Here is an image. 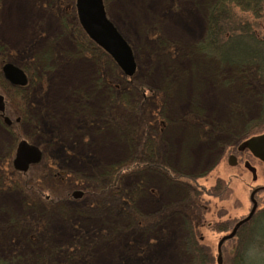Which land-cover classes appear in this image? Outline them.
<instances>
[{
  "label": "rangeland",
  "instance_id": "rangeland-1",
  "mask_svg": "<svg viewBox=\"0 0 264 264\" xmlns=\"http://www.w3.org/2000/svg\"><path fill=\"white\" fill-rule=\"evenodd\" d=\"M103 3L132 49L131 77L104 53L76 54V0H1L0 47L8 63L32 76L21 131L65 177L57 192L47 185L45 195L41 185L30 192L0 188V264H192L182 211L193 202L204 218L200 245L217 264L223 233L213 227L251 208L254 183L245 160L264 185V165L231 146L262 119L263 103L201 48L216 0ZM234 10L264 37V17L254 22ZM3 88L8 101L17 98ZM3 127L0 163L16 145ZM263 132L255 127L252 134ZM139 142L153 144L161 170L132 164ZM231 153L235 167L228 164ZM219 180L230 186V197L206 194ZM71 189L83 194L72 198ZM29 195L44 197L45 206L27 207ZM226 249L225 264H235L229 244ZM242 255L243 264H264V248L250 245Z\"/></svg>",
  "mask_w": 264,
  "mask_h": 264
},
{
  "label": "trees",
  "instance_id": "trees-1",
  "mask_svg": "<svg viewBox=\"0 0 264 264\" xmlns=\"http://www.w3.org/2000/svg\"><path fill=\"white\" fill-rule=\"evenodd\" d=\"M235 8L239 9L242 13L251 14L254 22L264 17V0H216V4L210 7L208 11V30L201 48L203 46L202 50L213 55V57L209 56L215 59L213 61L217 65L231 68L235 79L245 85L254 97L260 103H263L260 105V108L263 110L262 119L248 127L246 133H241L245 138H248L255 135V133L252 134L255 127H264V37H261L256 32L257 30L259 31L260 26L257 23L252 24L249 20H245L242 16L237 15L234 10ZM77 28L81 32L78 43L81 47L85 45L86 48L91 47L90 50H95V52L102 51L96 44L90 41V38L79 24L75 26V32L78 34ZM15 95L19 96V93L16 92ZM140 145L139 149L135 148L136 155L133 157L132 164L138 163L140 167L143 165L149 169L161 170L162 164L156 161L158 157L155 154L153 144L150 145L149 142H143ZM33 170L32 172L36 173L33 178L37 179L41 174H45L47 169L43 165ZM119 172L120 170H118V175ZM116 179L118 180L119 177H114L115 181H117ZM22 181L24 182V180ZM116 185L114 184V187ZM222 190L225 191L226 186L218 181L210 192H205L207 195L215 198L228 196V193H224ZM198 201L200 200L197 199L196 202ZM190 209L194 211L192 217L198 218L202 210L200 205L197 204L196 206V203L193 202ZM200 220L201 218H198V222ZM194 227L197 228L195 225ZM215 227L217 226L215 225ZM195 228H189V236L184 241V244H186L185 249L189 257L192 258L191 263L212 264L211 255L209 254L210 249L200 245L198 239L199 231ZM234 262L235 264H243V258L241 256L236 257Z\"/></svg>",
  "mask_w": 264,
  "mask_h": 264
},
{
  "label": "flooded vegetation",
  "instance_id": "flooded-vegetation-1",
  "mask_svg": "<svg viewBox=\"0 0 264 264\" xmlns=\"http://www.w3.org/2000/svg\"><path fill=\"white\" fill-rule=\"evenodd\" d=\"M2 9H3V7L1 5V0H0V12ZM73 13H74V16L76 18V21H75L76 25L77 24L80 25L78 15H77V11H76V5L73 8ZM75 39H76V36H75ZM90 41L93 42L91 39H90ZM78 43H79V41L75 42L77 55H80V56L83 54L90 55V56L95 55V50H90L91 47L86 48L85 45H82V47H81L80 44H78ZM98 48H100V47L98 46ZM100 49L102 50V51H100V53H102V54L104 53L108 58H111L102 48H100ZM6 53H7L6 49L3 47H0V123L2 125H4L3 128L5 129L6 132H8V133L13 132L12 134L14 135V138L16 139V141H15L16 145H15V148L12 149V151L8 155V157L4 158L5 159L4 162L2 161L0 163V188L2 190V189H5L6 186L17 187L18 185H20L22 188L27 189V191L30 192L37 185H41L44 187L42 189H40V192L43 195H45L43 189H46L47 185H49L53 188V189L51 188L52 191L57 192L56 191L57 188L60 187L63 183L65 173L60 172L59 170H55V168H54L55 163L54 162L47 163L45 161V155H44V151H43L42 146L32 143L28 137L23 135V132L21 131L23 128V125H24V121H25L26 117H28V113H26V111H25V107H26L25 101L28 98V96H27V93L29 92L28 88L32 85V76L29 74V72L26 69H24V67L16 66V65L8 63L9 59L5 57ZM8 57H10L9 52H8ZM7 64H10V65L17 67L19 70H21L26 75L27 83L25 86L14 85L5 79V76L3 73V67ZM3 84L8 85L9 86L8 90L11 91L13 94L15 92H18L19 96H17V98L15 100H12L11 102L8 101L6 95H4V93L1 90V87H2V89H4ZM263 134H264V132L261 134L252 135L248 138L244 137L243 140H239L240 142L238 141L234 145H231V146H233V149H235V151L239 152L240 154L247 153L250 157L254 158L255 160L259 161L261 164L264 165V162L261 161L259 158L255 157L248 149H244V150L239 149L240 145L243 142L247 141L248 139H250L252 137L260 136ZM21 143H26L29 146H33V147L37 148L40 152V155H41L40 161L36 164L29 165L26 170H19V169H17V167L15 165V159L17 157L18 148H19V145ZM231 156L235 157V159H236V165L235 166H237L239 162H238L237 156L234 153H231L229 155L228 164H229V158ZM43 165H44L45 169H47L49 171L46 170L45 174L44 173L41 174L40 177H38L37 179L31 178L30 173L32 171H34L33 169L38 167V166H43ZM235 166H233V167H235ZM244 166L252 174V181L254 183V185H252L251 192H250V204H251L250 211L248 212V214L246 216H243L241 219H238L236 221L235 220L234 221L233 220L232 221L231 220H225V221L222 220L216 224L217 227H213V229L215 231H219V232L223 233V236L219 240V242H220L223 238L231 235L232 232L234 231V229L236 228V226L240 222L246 220L249 217V219L247 221H245L244 223H242L238 227L236 233L233 235L232 238L227 239L223 242L222 247H221L222 264H225V261L223 258V250H227L226 249L227 244H229L230 250L233 252L231 260L235 259L236 257H239V256H241L243 258L242 252L250 249V245L256 246L258 249L264 248V185L256 183L258 181L257 168L255 166H253L251 164V162H249L248 160H245ZM57 172H58V174H57ZM28 176H30V177H28ZM23 177H24V182L22 181ZM39 182H40V184H39ZM220 182L223 183L224 186H226V190L225 191L222 190V191L224 193H228L227 197H230L232 194V190H231L230 186L228 185L227 182H225L223 180H221ZM74 189H71V196H72V198L78 199L83 193L78 192ZM30 195H29L30 200H28V202L26 204L27 207H29V208L35 207L36 208V206H38V204H42V206H45L44 203H46V201L43 200L44 197H40V199L38 200L37 198L33 199V197ZM54 202L55 201H53V203ZM190 207H191V205H189V207H187L186 210L182 211L184 217L186 218L185 219L186 220L185 227L188 228V230H189V228H192V229L195 228L194 227V225H195L197 227L195 229H198V231L200 232V229L203 228L204 218L202 217L203 219H201L198 222L197 217H192V214L194 213V211H192L190 209ZM57 208H59V207H56V209ZM172 211L181 212V211H178L176 209H173ZM259 224H261V226H262V227H260L262 229V233L259 235H257V234L254 235L253 234V228ZM27 225H29V224L27 223ZM229 228H231V230H229ZM219 242H218V244H219ZM217 249H218V245H217ZM231 263H233V261H231Z\"/></svg>",
  "mask_w": 264,
  "mask_h": 264
},
{
  "label": "water",
  "instance_id": "water-1",
  "mask_svg": "<svg viewBox=\"0 0 264 264\" xmlns=\"http://www.w3.org/2000/svg\"><path fill=\"white\" fill-rule=\"evenodd\" d=\"M76 11L80 25L88 37L113 59L126 76H133L136 72V64L132 49L107 18L103 0H76ZM3 73L5 79L14 85L25 86L27 83L26 75L13 65H5ZM239 149H248L255 157L264 162V134L248 139L240 145ZM40 159L41 155L37 148L21 143L15 165L19 170H26L29 165L38 163ZM229 165H236L235 157L229 158ZM248 219L249 217L240 222L231 235L219 242L217 264H222L221 247L223 242L232 238L238 227Z\"/></svg>",
  "mask_w": 264,
  "mask_h": 264
},
{
  "label": "bare ground",
  "instance_id": "bare-ground-1",
  "mask_svg": "<svg viewBox=\"0 0 264 264\" xmlns=\"http://www.w3.org/2000/svg\"><path fill=\"white\" fill-rule=\"evenodd\" d=\"M177 21H178V23L181 22L180 20H177ZM76 71L80 73V70H79V69H77ZM101 154H102V153H101Z\"/></svg>",
  "mask_w": 264,
  "mask_h": 264
}]
</instances>
